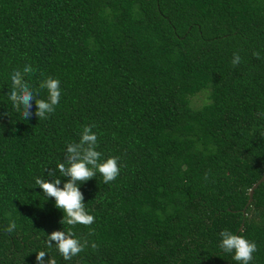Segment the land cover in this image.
<instances>
[{"label": "trees", "instance_id": "1", "mask_svg": "<svg viewBox=\"0 0 264 264\" xmlns=\"http://www.w3.org/2000/svg\"><path fill=\"white\" fill-rule=\"evenodd\" d=\"M26 64L33 89L60 80L47 119L8 98ZM90 125L120 173L79 185L95 222L73 228L89 245L65 261L46 240L70 226L35 180H53ZM262 174L264 0H0V264H38L40 251L57 264H239L224 230L264 264V179L245 205Z\"/></svg>", "mask_w": 264, "mask_h": 264}, {"label": "clouds", "instance_id": "2", "mask_svg": "<svg viewBox=\"0 0 264 264\" xmlns=\"http://www.w3.org/2000/svg\"><path fill=\"white\" fill-rule=\"evenodd\" d=\"M259 58V53H255ZM241 57L239 53L233 54L232 65L239 64ZM36 70L29 64L24 65L22 70H14L10 74L12 82L11 91L8 98L12 107L20 112L22 117L27 120L32 115V102L35 101V115L38 119H47L49 114L55 111L61 98V86L58 78L47 77L39 84L38 89H33L26 75H31ZM47 90V99H40L39 91ZM95 125L84 126L78 143H70L66 147L63 162L58 163L54 169H48V176L55 177L53 180L36 178L35 184L40 187L47 199L54 198L55 207L62 210L64 216L61 223L70 226L67 231L55 230L47 235L46 246L48 249L57 248L65 261L81 253L89 242L75 237L73 228L76 225L85 227L91 226L95 222V217L89 214L85 208L84 195L79 185L96 177L97 172L102 175L103 182L108 184L114 181L120 173L118 157H108L101 161L102 153L96 150L98 137L92 128ZM67 177V181L60 187V176ZM207 178V176L205 177ZM16 229L15 221H11L5 231L12 233ZM90 235L92 232L89 233ZM222 240L219 247L226 253L233 254V260L239 264H250L253 254L258 250L254 241H249L243 236L233 234L224 230L220 233ZM91 247L96 249L98 246L92 242ZM38 264H57L54 257L49 258L47 252L40 251L36 255Z\"/></svg>", "mask_w": 264, "mask_h": 264}, {"label": "rangeland", "instance_id": "3", "mask_svg": "<svg viewBox=\"0 0 264 264\" xmlns=\"http://www.w3.org/2000/svg\"><path fill=\"white\" fill-rule=\"evenodd\" d=\"M204 96H205L204 92H199L198 94L194 95L190 99L191 104L195 107L199 106L202 102H204Z\"/></svg>", "mask_w": 264, "mask_h": 264}, {"label": "water", "instance_id": "4", "mask_svg": "<svg viewBox=\"0 0 264 264\" xmlns=\"http://www.w3.org/2000/svg\"><path fill=\"white\" fill-rule=\"evenodd\" d=\"M264 179V174H262L261 176H260V178L259 179H257L252 185H251V187L249 188V190H248V199H247V201H246V204L245 205H247L249 202H250V200H251V196H252V192H253V189L262 181ZM241 225L242 224H240V226H239V228H241Z\"/></svg>", "mask_w": 264, "mask_h": 264}]
</instances>
